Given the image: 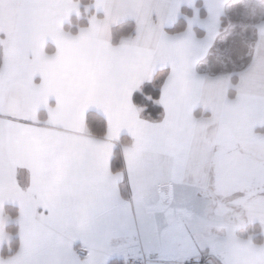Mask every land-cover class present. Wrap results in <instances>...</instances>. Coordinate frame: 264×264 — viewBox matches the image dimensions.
Masks as SVG:
<instances>
[{"label":"snow or ice","instance_id":"obj_1","mask_svg":"<svg viewBox=\"0 0 264 264\" xmlns=\"http://www.w3.org/2000/svg\"><path fill=\"white\" fill-rule=\"evenodd\" d=\"M257 223L264 0H0V264H264Z\"/></svg>","mask_w":264,"mask_h":264},{"label":"trees","instance_id":"obj_2","mask_svg":"<svg viewBox=\"0 0 264 264\" xmlns=\"http://www.w3.org/2000/svg\"><path fill=\"white\" fill-rule=\"evenodd\" d=\"M74 23H87V20H86V17H82V18H79V19H75L74 18ZM183 25V21L181 20L173 30H176L178 28H180L181 26ZM133 24L130 22L129 25H128V28L127 30H131ZM122 34V30L121 29H115V35L116 37L118 38L120 35ZM9 230L10 231H15V226L14 225H9ZM253 228L256 230L257 226H253ZM256 239L257 241H263V237L261 235H257L256 236ZM13 245H15V240L12 241ZM109 264H123V261L121 260H112Z\"/></svg>","mask_w":264,"mask_h":264},{"label":"crops","instance_id":"obj_3","mask_svg":"<svg viewBox=\"0 0 264 264\" xmlns=\"http://www.w3.org/2000/svg\"><path fill=\"white\" fill-rule=\"evenodd\" d=\"M10 225H11V224H10ZM14 226H15V225H14ZM253 226H257V228H256L257 235H261V236L263 237V241H264V234H261V233H260V225H259V223L255 224V225H253ZM253 226H252V227H253ZM257 235H256V236H257ZM112 260H121V261L124 262L123 258H122V257H119V256H117V257H113V258L110 260V262H111ZM110 262H109V263H110Z\"/></svg>","mask_w":264,"mask_h":264},{"label":"built area","instance_id":"obj_4","mask_svg":"<svg viewBox=\"0 0 264 264\" xmlns=\"http://www.w3.org/2000/svg\"><path fill=\"white\" fill-rule=\"evenodd\" d=\"M124 264V263H123Z\"/></svg>","mask_w":264,"mask_h":264}]
</instances>
